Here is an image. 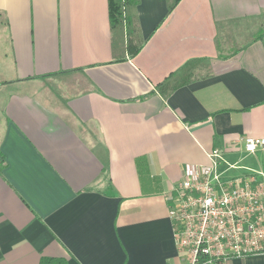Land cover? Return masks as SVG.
I'll use <instances>...</instances> for the list:
<instances>
[{"label": "crops", "instance_id": "crops-1", "mask_svg": "<svg viewBox=\"0 0 264 264\" xmlns=\"http://www.w3.org/2000/svg\"><path fill=\"white\" fill-rule=\"evenodd\" d=\"M136 16L143 45L117 60L107 0H0V264H183L171 186L214 150L224 175L264 172L244 150L264 137V0ZM168 78L188 81L163 96Z\"/></svg>", "mask_w": 264, "mask_h": 264}, {"label": "built area", "instance_id": "built-area-1", "mask_svg": "<svg viewBox=\"0 0 264 264\" xmlns=\"http://www.w3.org/2000/svg\"><path fill=\"white\" fill-rule=\"evenodd\" d=\"M264 147V137H245L244 150ZM170 188L169 216L174 244L183 264H228L235 258L264 254V172L251 169L227 176L221 156L208 154Z\"/></svg>", "mask_w": 264, "mask_h": 264}, {"label": "trees", "instance_id": "trees-1", "mask_svg": "<svg viewBox=\"0 0 264 264\" xmlns=\"http://www.w3.org/2000/svg\"><path fill=\"white\" fill-rule=\"evenodd\" d=\"M139 0H107L108 21L110 31V43L112 53L117 60L125 59L126 55L136 54L142 47L143 41L140 35L139 25L136 16V6ZM179 0H167L168 10H171ZM210 69H207V73ZM192 79V78H191ZM190 79V80H191ZM171 78L161 83L165 85H173L163 93V96L179 86L185 84L188 80L181 84L169 83ZM39 264H68L65 258L43 257Z\"/></svg>", "mask_w": 264, "mask_h": 264}]
</instances>
